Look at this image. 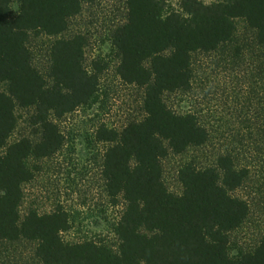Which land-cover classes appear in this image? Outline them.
Returning <instances> with one entry per match:
<instances>
[{"label":"trees","instance_id":"16d2710c","mask_svg":"<svg viewBox=\"0 0 264 264\" xmlns=\"http://www.w3.org/2000/svg\"><path fill=\"white\" fill-rule=\"evenodd\" d=\"M92 0H0V240L36 242L43 264H264V233L232 253L233 233L252 208L237 194L248 175L229 155L216 165L181 166L180 194L163 180V159L205 144L209 132L197 114L171 107L166 94L191 88L193 53L211 52L230 42L236 18L255 30L264 48V0H124L127 15L112 34L123 81L143 91L145 116L122 129L102 124L98 140L106 188L126 206L114 226L116 245L85 239L67 241L71 220L63 207L22 217L24 184L35 177L32 157L58 153L66 142L60 122L97 95L105 65L86 66L85 35L58 37L50 49L51 77L34 64L33 35L63 34L71 19ZM31 108L37 138L9 142L18 124L17 108ZM11 264H24L20 261Z\"/></svg>","mask_w":264,"mask_h":264},{"label":"rangeland","instance_id":"374dc122","mask_svg":"<svg viewBox=\"0 0 264 264\" xmlns=\"http://www.w3.org/2000/svg\"><path fill=\"white\" fill-rule=\"evenodd\" d=\"M167 2L170 8L179 9L180 0ZM126 15L124 0H92L71 19L63 34L41 33L29 42L33 62L49 83L50 49L58 37L85 35L87 68L95 69V61L105 65L96 97L60 122L66 137L63 148L52 156L32 157L35 177L24 184L22 217L31 211L42 214L63 207L71 220L70 229L63 233L67 241L118 242L114 226L126 201L120 196L115 203L107 191L103 158L108 144L98 140L97 130L102 124L120 130L145 116L142 89L123 81L117 71L120 57L112 34ZM235 23L230 42L215 51L193 53L191 88L166 94L175 110L197 114L209 132L208 141L183 153L170 152L163 159V180L177 194L183 191L178 172L187 162L214 166L226 154L237 168L247 170L237 194L249 202L252 213L233 233L232 253L253 245L264 233V48L258 46L255 30L245 19L236 18ZM7 87L8 83L0 82V91ZM16 113L18 124L9 142L23 136L37 138L30 121L32 109L18 107ZM35 251L36 242L31 240H0V264H43Z\"/></svg>","mask_w":264,"mask_h":264}]
</instances>
